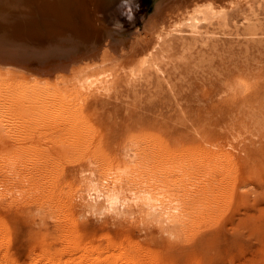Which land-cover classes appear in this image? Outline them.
<instances>
[{"label":"rangeland","instance_id":"obj_1","mask_svg":"<svg viewBox=\"0 0 264 264\" xmlns=\"http://www.w3.org/2000/svg\"><path fill=\"white\" fill-rule=\"evenodd\" d=\"M231 1L191 50L175 40L165 78L131 83L119 60L107 92L0 79V264L67 259L72 230L137 264H264V0ZM156 3L93 0L86 24L146 38ZM88 181L123 203L105 210Z\"/></svg>","mask_w":264,"mask_h":264},{"label":"bare ground","instance_id":"obj_2","mask_svg":"<svg viewBox=\"0 0 264 264\" xmlns=\"http://www.w3.org/2000/svg\"><path fill=\"white\" fill-rule=\"evenodd\" d=\"M92 1L0 0V29H5L4 35L0 36V79L17 76L32 81L33 87L38 90L71 83L81 90L85 88L87 92H107L111 90L117 74L115 69L110 67V63L119 60L128 62L123 71L131 83L138 81L144 70L150 66L158 76L161 74L165 78L162 64L166 63V55L171 51L175 40H181L183 50H191L200 37L202 22L212 23L218 20L222 24L230 8L228 5L232 2L157 0L153 13L144 22L147 32V37L144 38L137 30L134 35L117 33L111 26L95 19L93 22L96 24H86V16L92 15L89 5ZM99 1L103 3V0ZM227 22L229 20L226 18ZM186 32L193 36L189 38L193 41H185L188 35ZM204 40L206 41V37ZM52 57L54 58L50 60ZM60 58L67 60L63 62ZM50 61L58 63L50 65ZM33 62L37 63L36 68L32 67ZM226 160H236L233 162L235 165L239 163V159H235L233 155L226 157ZM97 187L93 181L87 182L89 196L96 193L94 202H100L105 210L111 212L120 206L121 201L123 203L122 190L114 181L106 187ZM143 202L155 209L147 197H143ZM89 203L91 205L92 201ZM95 203H92V206ZM69 217L67 213L64 218L70 220ZM173 217L176 223L178 218ZM63 236L71 251L70 256L61 259L47 255L35 264H137L130 248L122 241L116 242L107 238L108 242L101 247L73 230L71 233L66 231Z\"/></svg>","mask_w":264,"mask_h":264},{"label":"water","instance_id":"obj_3","mask_svg":"<svg viewBox=\"0 0 264 264\" xmlns=\"http://www.w3.org/2000/svg\"><path fill=\"white\" fill-rule=\"evenodd\" d=\"M129 3V0H126V4H128ZM115 6V5H114ZM52 56V55H51ZM54 57H56V56H54ZM54 57H52V58H50V60H52ZM63 62H65L66 60H67V58H60ZM50 65H55V64H57L58 62H55V61H50ZM37 63L36 62H33L32 63V67H34V68H36V65ZM51 67H54V66H51ZM44 71H46V70H44Z\"/></svg>","mask_w":264,"mask_h":264}]
</instances>
